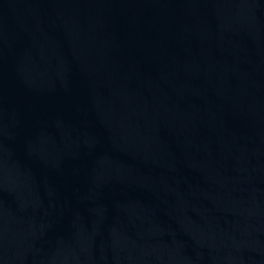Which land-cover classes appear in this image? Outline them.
I'll return each mask as SVG.
<instances>
[{
    "label": "water",
    "instance_id": "1",
    "mask_svg": "<svg viewBox=\"0 0 264 264\" xmlns=\"http://www.w3.org/2000/svg\"><path fill=\"white\" fill-rule=\"evenodd\" d=\"M0 264H264V0H0Z\"/></svg>",
    "mask_w": 264,
    "mask_h": 264
}]
</instances>
